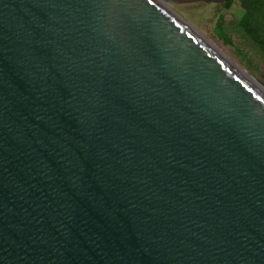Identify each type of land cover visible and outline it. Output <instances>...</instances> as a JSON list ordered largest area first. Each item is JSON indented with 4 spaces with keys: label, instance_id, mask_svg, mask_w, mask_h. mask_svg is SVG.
Masks as SVG:
<instances>
[{
    "label": "water",
    "instance_id": "obj_1",
    "mask_svg": "<svg viewBox=\"0 0 264 264\" xmlns=\"http://www.w3.org/2000/svg\"><path fill=\"white\" fill-rule=\"evenodd\" d=\"M0 0V264H264V95L173 3Z\"/></svg>",
    "mask_w": 264,
    "mask_h": 264
},
{
    "label": "rangeland",
    "instance_id": "obj_2",
    "mask_svg": "<svg viewBox=\"0 0 264 264\" xmlns=\"http://www.w3.org/2000/svg\"><path fill=\"white\" fill-rule=\"evenodd\" d=\"M171 5L183 19L192 24V28L213 50L244 77L254 84L257 81L264 85V56L237 25L243 12L239 0H234L229 7L210 2ZM221 14L222 28L230 42L224 41L221 34L216 31Z\"/></svg>",
    "mask_w": 264,
    "mask_h": 264
},
{
    "label": "trees",
    "instance_id": "obj_3",
    "mask_svg": "<svg viewBox=\"0 0 264 264\" xmlns=\"http://www.w3.org/2000/svg\"><path fill=\"white\" fill-rule=\"evenodd\" d=\"M233 0L223 3L224 7H229ZM243 10L237 25L244 35L264 56V0H239ZM223 14L219 15L216 31L221 34L224 41L230 42L222 28Z\"/></svg>",
    "mask_w": 264,
    "mask_h": 264
},
{
    "label": "bare ground",
    "instance_id": "obj_4",
    "mask_svg": "<svg viewBox=\"0 0 264 264\" xmlns=\"http://www.w3.org/2000/svg\"><path fill=\"white\" fill-rule=\"evenodd\" d=\"M238 71V70H237ZM239 72V71H238ZM240 73V72H239ZM241 74V73H240ZM242 75V74H241ZM243 76V75H242ZM246 78V77H245ZM250 81V80H249ZM260 92H261V90L264 92V85L263 84H261L260 82H257V81H255V84H254V82L253 81H250ZM263 92H261L263 95H264V93Z\"/></svg>",
    "mask_w": 264,
    "mask_h": 264
},
{
    "label": "flooded vegetation",
    "instance_id": "obj_5",
    "mask_svg": "<svg viewBox=\"0 0 264 264\" xmlns=\"http://www.w3.org/2000/svg\"><path fill=\"white\" fill-rule=\"evenodd\" d=\"M233 1H234V0H233ZM233 1H232V2H233ZM232 2H231V3H232ZM221 4L223 5V3H221Z\"/></svg>",
    "mask_w": 264,
    "mask_h": 264
}]
</instances>
